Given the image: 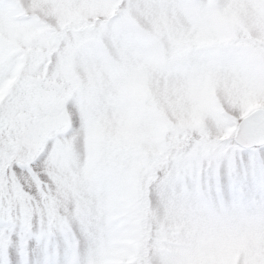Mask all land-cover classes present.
Here are the masks:
<instances>
[{
    "label": "snow or ice",
    "instance_id": "snow-or-ice-1",
    "mask_svg": "<svg viewBox=\"0 0 264 264\" xmlns=\"http://www.w3.org/2000/svg\"><path fill=\"white\" fill-rule=\"evenodd\" d=\"M0 264H264V0H0Z\"/></svg>",
    "mask_w": 264,
    "mask_h": 264
}]
</instances>
